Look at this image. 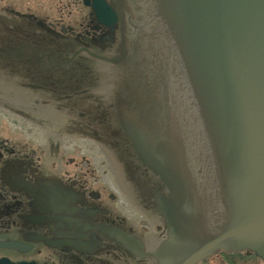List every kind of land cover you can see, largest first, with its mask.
<instances>
[{"label":"flooded vegetation","instance_id":"obj_1","mask_svg":"<svg viewBox=\"0 0 264 264\" xmlns=\"http://www.w3.org/2000/svg\"><path fill=\"white\" fill-rule=\"evenodd\" d=\"M152 12L151 0H0V241L21 245L0 251L22 257L0 259L157 264L167 188L125 124L186 137L198 114ZM197 264L264 261L220 250Z\"/></svg>","mask_w":264,"mask_h":264},{"label":"water","instance_id":"obj_2","mask_svg":"<svg viewBox=\"0 0 264 264\" xmlns=\"http://www.w3.org/2000/svg\"><path fill=\"white\" fill-rule=\"evenodd\" d=\"M152 2L202 126L198 141L134 114L125 124L167 188L157 200L168 233L153 255L157 264H197L222 249L251 250L264 261V0Z\"/></svg>","mask_w":264,"mask_h":264},{"label":"rangeland","instance_id":"obj_3","mask_svg":"<svg viewBox=\"0 0 264 264\" xmlns=\"http://www.w3.org/2000/svg\"><path fill=\"white\" fill-rule=\"evenodd\" d=\"M2 254H4V255H8V256H10V257H12V258H14V259H20V258H22V257H18V256H13V253L11 252V251H0V255H2ZM25 258H28V259H30V258H35V254H33V253H29V254H27L26 256H24Z\"/></svg>","mask_w":264,"mask_h":264}]
</instances>
